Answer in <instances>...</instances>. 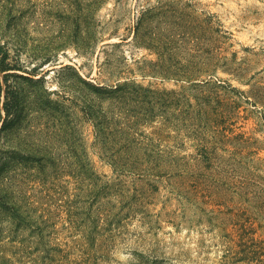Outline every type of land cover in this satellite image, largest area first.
Listing matches in <instances>:
<instances>
[{"label":"rangeland","instance_id":"374dc122","mask_svg":"<svg viewBox=\"0 0 264 264\" xmlns=\"http://www.w3.org/2000/svg\"><path fill=\"white\" fill-rule=\"evenodd\" d=\"M0 264H264V0H0Z\"/></svg>","mask_w":264,"mask_h":264},{"label":"trees","instance_id":"16d2710c","mask_svg":"<svg viewBox=\"0 0 264 264\" xmlns=\"http://www.w3.org/2000/svg\"><path fill=\"white\" fill-rule=\"evenodd\" d=\"M116 92L119 93L121 99H123L126 95L127 92L125 91V89L123 88H117L116 87ZM95 93V92H94ZM96 94V93H95ZM13 104L14 101L9 100L8 98H6L3 102V108L4 111L7 114L11 113V110L13 108ZM90 108V106H89ZM104 114H106L104 112ZM99 118L102 120V122H94V126L96 127L97 133L100 134V136L105 137L106 134H116L117 132L124 135L127 139H130L132 136L129 132V130H124L123 126H119V128H117L116 126L113 127L112 122L109 120H106L104 122V117L103 116H99ZM98 118V119H99ZM96 119V118H95ZM139 145L135 144V143H125V145L123 146H107L104 148V153H106L108 159L111 161V165L116 169L119 173L122 172H129V170L127 169H136V167L138 166V164L136 162H131L130 159L135 158L134 156V152L139 149ZM124 160V161H122ZM84 165L80 164L79 165V169L80 171L84 169ZM94 174H91V176H93ZM87 178L85 180H89V181H93L92 178Z\"/></svg>","mask_w":264,"mask_h":264}]
</instances>
